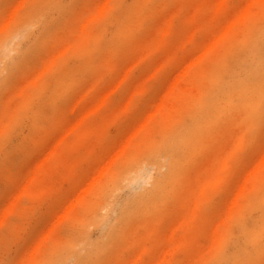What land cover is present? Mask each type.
<instances>
[{
  "label": "bare ground",
  "instance_id": "6f19581e",
  "mask_svg": "<svg viewBox=\"0 0 264 264\" xmlns=\"http://www.w3.org/2000/svg\"><path fill=\"white\" fill-rule=\"evenodd\" d=\"M160 1L169 8L157 23ZM65 5L38 0L27 11L16 4L0 18V172L22 148L40 150L25 174L6 173L15 187L1 211L13 216L23 200L56 198L59 206L60 175L70 187L60 219L26 262L46 254L60 222L73 225L82 213L54 264H122L117 258L134 241L142 247L135 264H264V0H106L70 21L62 18ZM39 64L25 86L16 85ZM151 81L160 91L141 113L136 104L152 97ZM84 83L90 87L76 94ZM141 87L111 122L119 133L128 119L137 124L115 156L84 178L69 157L77 155L80 167L96 160L111 129L93 127L92 113L117 88L112 96L125 89L129 99ZM88 100L94 107L80 111ZM41 129L46 135L32 146ZM88 142L90 155L83 154Z\"/></svg>",
  "mask_w": 264,
  "mask_h": 264
},
{
  "label": "rangeland",
  "instance_id": "374dc122",
  "mask_svg": "<svg viewBox=\"0 0 264 264\" xmlns=\"http://www.w3.org/2000/svg\"><path fill=\"white\" fill-rule=\"evenodd\" d=\"M106 0H64L66 5L64 6L62 18L70 21L71 19H77L83 17L87 14L92 13L98 7L101 6ZM133 0H128L131 2ZM243 1V0H240ZM27 2V1H26ZM29 2V1H28ZM31 2V1H30ZM36 2V3H35ZM38 0H34L33 3L30 4L25 3V0H0V18H4L13 12L15 5L22 4V8L24 10H32L37 4ZM166 1H160L158 4L157 10L159 14L154 20L157 23L162 22L167 16L165 15V9L168 6ZM243 2H240L239 6H241ZM37 6V5H36ZM164 10V11H163ZM147 18V15L145 16ZM145 18V19H146ZM144 19V20H145ZM153 20V19H149ZM68 25V24H67ZM65 26L61 35L67 34L69 31V26ZM146 32L149 34H153L152 28L146 27ZM193 54H187L184 56V60L186 62H190L192 60ZM46 58V55H42V61ZM110 59H114V55L110 57ZM125 59V57H123ZM41 61V62H42ZM41 64V63H40ZM37 65L34 69H31L27 74L23 75L16 83L17 86H25L28 79L34 77L35 73L39 70L41 65ZM152 65H148L149 69ZM171 76L166 77L162 88H167L166 84L171 80ZM109 83L102 87L103 90L109 92L110 89ZM183 86V85H182ZM90 87V83H84L80 86L76 92V94H81L86 91ZM148 87L150 89L151 98L147 100H140L136 105L140 108V112H144L149 110L151 106L154 104V99L160 89L156 86L153 81L149 82ZM14 92V90H13ZM4 97L5 102L12 95L11 91H9ZM127 93L125 89L123 91L116 93L111 96L108 104L102 108L99 112L96 113L95 118L92 119L94 122V126L97 130H101L105 127H110L113 118L117 115L120 107L124 105L127 100ZM93 102L92 100H88L86 102H82L79 109L80 111H90L92 109ZM68 108V106L66 107ZM98 110V109H97ZM69 119L65 120V125L68 124ZM138 120L135 117L128 119L124 126L123 132L119 133L117 128L111 126L110 134L105 138L102 143L104 148L96 153L98 157L96 160L90 161L86 163L84 166L80 167L77 161V155H73L69 157L70 163L72 167L78 169L83 173V177L86 175L94 173L105 160H110L117 153V146L126 139V136L130 129H132ZM124 123L123 119L122 122ZM47 129H41L39 132L31 135L30 139L32 140L31 144L33 146L34 142H40L42 138L46 135ZM25 136L28 134L27 131L24 132ZM50 142V141H49ZM31 146V147H32ZM83 149V154L90 155L93 154L94 145L91 142L85 143ZM33 148V147H32ZM29 148V149H21V151L14 157L13 161L9 164L7 171L0 172V222L4 221L6 225L0 229V264H54L57 256L67 248L68 243L71 238V234L73 232L74 227L78 226L81 220H85L87 214L77 213L75 216V223H72L67 219L65 221L60 222V226L56 230L54 234V241L51 243L50 247H48L46 254L43 257H40L37 261H27L28 256L30 255L32 248L45 236L52 224L59 220L61 217V212L59 211L61 207L65 205L68 201L67 192L70 190V187L66 181L63 180L62 175H60V180L58 181V188L63 192V195L57 205L56 198H48L43 199L42 201L32 204L28 200H23L20 203V211L13 216L6 217L2 213V202L6 200L9 195L14 191L15 184H11L6 180V177L9 175L11 178H15L18 174H25L27 171L31 169L34 165L37 157L39 156L40 150L39 148ZM62 159L65 157V153L60 154ZM253 157V158H252ZM257 157V153L250 155L249 159H255ZM65 162L62 160L61 164L58 166V171L63 172L65 169ZM4 169V168H3ZM6 173H9L8 175ZM54 182V181H53ZM53 182L48 181L46 184L54 185ZM155 224L150 225L149 229H153ZM98 231L92 229L91 235L93 237L98 236ZM142 236V235H140ZM139 239V237H137ZM134 241L130 247L126 248L120 257L117 259H122V264H135L134 261L137 258V255L141 253L142 247L141 242ZM121 263V262H120ZM138 264H152L151 261L145 259L143 262ZM176 264H189L187 258L182 259Z\"/></svg>",
  "mask_w": 264,
  "mask_h": 264
},
{
  "label": "clouds",
  "instance_id": "9594fccd",
  "mask_svg": "<svg viewBox=\"0 0 264 264\" xmlns=\"http://www.w3.org/2000/svg\"><path fill=\"white\" fill-rule=\"evenodd\" d=\"M123 83L120 84V86L122 85ZM119 86V87H120ZM119 88H117L114 92H116ZM112 92V94L114 93ZM143 92V88H138L130 97L129 99L125 102V104L123 105L122 109L120 110V113L119 114H122L123 112L127 111L131 106L132 104L134 103L135 99ZM112 94L108 97V100L107 102L101 107L99 108L98 110H96L95 112H93L92 114H95L97 112H99L102 108H104L108 102H109V99L110 97L112 96ZM244 147V144H243V141L241 140L240 142H238V148H237V151H240L242 150Z\"/></svg>",
  "mask_w": 264,
  "mask_h": 264
}]
</instances>
